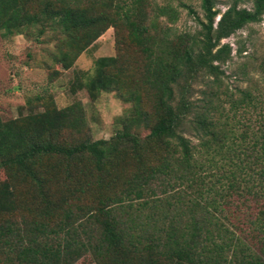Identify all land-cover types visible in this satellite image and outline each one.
<instances>
[{
    "label": "trees",
    "instance_id": "trees-1",
    "mask_svg": "<svg viewBox=\"0 0 264 264\" xmlns=\"http://www.w3.org/2000/svg\"><path fill=\"white\" fill-rule=\"evenodd\" d=\"M241 1L220 12L199 0L197 19L180 1L0 0L4 35L57 34L54 64L71 66L107 28L138 56L131 71L97 58L70 88L129 103L108 139L84 138L78 103L60 111L46 98L0 120V264H264V97L218 90L220 42L264 15V0ZM177 8L195 33L173 31ZM203 77L215 89L205 83L196 105Z\"/></svg>",
    "mask_w": 264,
    "mask_h": 264
},
{
    "label": "rangeland",
    "instance_id": "rangeland-1",
    "mask_svg": "<svg viewBox=\"0 0 264 264\" xmlns=\"http://www.w3.org/2000/svg\"><path fill=\"white\" fill-rule=\"evenodd\" d=\"M169 2L177 7L183 2L191 7L197 19H201L199 0H154ZM231 0H213L214 9L222 12ZM251 0H242L238 7L250 8ZM178 19L171 25L177 33H195L199 26L193 16L183 8H177ZM217 18H215L216 20ZM124 35L123 31H120ZM56 33L46 31L37 34L31 28L20 35L6 36L0 32V120L8 121L23 117L28 112L42 109L41 102L50 99L57 110L78 103L85 121L84 138L90 140L108 139L121 130L122 119L129 115V103L118 98L114 91L100 92L90 100L84 88L71 92V86L82 83L92 75L97 58H117L129 70H134L138 56L134 48L115 38L112 28H107L93 41L71 66L64 67L52 62ZM230 46L228 58L219 65V92L226 91L237 97V90L247 89L264 97V15L259 23L248 24L220 42ZM212 77L199 78L192 84L191 101L198 105L201 92L207 87L215 89L209 82ZM44 98V100H38ZM144 131H140L143 135ZM183 136L194 143L188 129ZM0 183L4 184L2 172ZM75 264H93L83 256Z\"/></svg>",
    "mask_w": 264,
    "mask_h": 264
}]
</instances>
